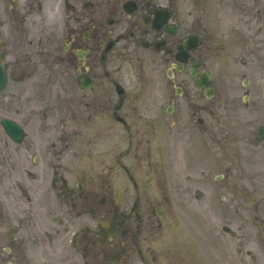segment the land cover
Returning <instances> with one entry per match:
<instances>
[{
	"label": "flooded vegetation",
	"instance_id": "af4514ba",
	"mask_svg": "<svg viewBox=\"0 0 264 264\" xmlns=\"http://www.w3.org/2000/svg\"><path fill=\"white\" fill-rule=\"evenodd\" d=\"M62 2L72 8V16L64 35L57 19ZM181 2L183 5H180ZM13 3L11 12L17 20L11 22L10 34L20 35L24 31V40L29 47L36 46V51L46 58L50 52L49 56L54 58V63H50L49 67L54 75L65 70L77 76L78 80L81 74H87L92 80L89 91H81L79 85L76 88L90 103L98 102L108 109L104 135L106 140L113 142L114 152L118 156L111 154V144L108 143L103 176L90 186L86 195L82 193L83 198L89 203L106 205L126 202L135 206L130 212H120L115 216V233L109 235V230H106L104 234L105 248L98 251L86 247L80 251L83 264H133L131 260L135 258L141 259L140 264H216L217 261L212 260L216 258L215 253L204 250L201 245L188 244L183 251L171 245L173 234L180 236L183 241L187 238L189 242L190 235H184L180 229L170 228L169 223L162 227L160 217L162 219L168 213L162 210L160 204L170 206L175 195L179 198V194L191 193L196 195V199L202 198V195H199L200 188L191 189L188 185L183 186L182 182H178L175 187L170 186V182L165 179L163 167L152 164L156 158L153 141L164 137L170 143V128L176 124L173 118L165 116L170 106V84L180 80L182 91L185 92L187 78L191 77V71L198 64L202 67L199 73L208 71L213 75L214 89L218 84L217 76L221 77L220 82L227 87L228 80L238 77V73L253 77L256 72L257 76L263 78L261 85L257 86L251 78L243 81V84H248L246 90L234 85L236 89L232 86L230 92H245L254 104L250 107L252 110L258 111L263 107L264 0H32L31 3L26 1L21 4L19 8L16 0ZM191 35L199 37L200 46L193 52L184 49L187 58L180 63L176 58L178 47ZM7 43H1V47ZM2 53L8 56V52ZM5 67L10 77L9 65L6 63ZM169 73L171 78L166 81ZM154 76L158 82L157 89L152 85ZM160 96L168 100V103L160 104ZM237 98L239 100L240 97ZM236 99L230 94L224 102L236 107ZM127 137L130 145L136 141L138 180L123 161L126 149L121 147L126 144ZM246 140L254 168L256 150H264V141L254 135ZM236 141L234 135L227 134L226 128L219 129V162L222 163V172H225L222 174L223 183L226 176L235 170V156L241 149ZM8 150L0 149V201L7 200L11 196L10 190L20 185L21 198L25 202L18 196L11 201L17 202L10 208L7 221L0 214V235L9 231V243L21 250H27L30 245H46L47 242L54 246L60 241L62 219L51 214L50 222L54 232H37L36 228L41 223H38L36 213L32 212L29 205L35 201L44 204L45 190L37 194L23 184L15 185L13 173L18 167H23L24 160L16 162ZM26 150L29 154L30 149ZM228 155H232V159L228 160ZM116 156L118 169L127 173L134 184L133 196L127 194L126 188L122 196L119 192L116 195L117 188L126 184V176L120 177L121 183L111 176V163L115 162ZM43 161L45 157H42ZM39 163L40 158L34 166L37 167ZM171 164L174 168L177 162L170 155ZM140 173L145 174L143 180ZM251 178V185L254 186V173ZM34 179L38 180V175ZM144 180L149 181L148 186L156 181L154 195H147ZM231 187L236 190L231 199H235L234 203L237 204L238 185ZM183 189L186 191L183 192ZM107 190L112 196L105 195ZM142 198L147 205H156L146 215L139 212ZM178 200L185 204L184 200ZM132 221L137 222L136 227ZM118 232L120 238L116 245ZM193 237L195 242L200 241L198 235ZM147 241L150 243L144 244ZM143 244L148 257L142 250ZM8 249L13 251V248ZM35 262L33 259L29 263ZM0 264L15 262L0 258Z\"/></svg>",
	"mask_w": 264,
	"mask_h": 264
},
{
	"label": "rangeland",
	"instance_id": "374dc122",
	"mask_svg": "<svg viewBox=\"0 0 264 264\" xmlns=\"http://www.w3.org/2000/svg\"><path fill=\"white\" fill-rule=\"evenodd\" d=\"M27 1L32 2V0ZM10 4H12V0H0V24L6 27L8 26L3 31L4 35L0 36V41L8 42L5 45V50L8 52L7 64L11 71L9 87L0 95V120L3 117H10L20 124L22 123V125H24V122L26 123L28 128H26V131L29 133L27 142L30 140L29 143L35 146L32 154L35 153L38 157L39 155L46 157L50 152L52 154L55 152L63 156L62 167L60 169L58 168L56 173L62 180L52 189L50 187L48 188V190L50 189L49 191L57 193L61 200L59 207H62V209L57 210L58 215L60 214L63 220L62 226H60V241H57L54 246L47 245L45 251L54 255V260H52L54 263L83 264V254L80 252L83 248L90 247V249H97L99 251L105 247L103 237L99 233L100 229H97L96 226H100L102 223L107 224L110 220L108 215L113 211L114 205H107L105 207L98 204L89 205V203H85L87 204L85 205L80 203L76 198L78 207L73 208L74 205L68 204L69 199L73 195L76 197L79 196V192L72 193L71 195L70 187L76 182L84 183L83 177L85 175H87L85 179L87 182L89 181L88 175L90 174L100 173V176H103V172L97 169L96 164H100L98 162L99 155L104 152L105 147L103 140L97 139L94 146H89L92 149L89 150L85 147H79L80 151L82 150L81 154H79L80 157L73 155L75 154L74 150L78 148L76 144L80 140L79 137L84 138L88 130L85 126L84 132L86 134L83 133L81 136L76 137V128L78 126L76 121L79 116L75 115L73 117L71 102H75L76 100L88 101V99H80L77 96L75 79L64 75L61 76V86L46 87L48 84L52 85V72L50 71L53 70H48L47 64H53L54 58L49 56L50 52L47 53L48 58H46L41 52L36 51V46L33 48L29 47L28 43L24 40V31H21L22 34L20 35H13L10 32L7 33L11 22L17 20L13 11L11 12ZM180 5H183L182 2ZM19 6L17 4V8ZM60 9L62 14L61 12L58 13L57 19L61 26H67L68 19H71L72 16V8L65 6L63 3ZM62 18H66V20L62 21ZM33 20L36 19L34 18ZM220 78L217 76V92L210 100L205 99L202 95L201 97L198 95L197 89L190 79L187 81L186 94L183 97H177L174 94V88H170V103L173 101L178 106V110L174 112L175 115L173 118H177L179 123L174 128H170V145L166 141H159L158 148L161 149L160 153L162 154L159 156L164 158V164H166L165 158L167 156V150L170 149V152L174 153V156L180 159L179 164L177 163L176 167H174V171H177V175L174 174L177 176L178 182H182L183 186L188 185L191 189L200 188L203 197L196 199V195L193 196L191 193L179 194L180 200H184L185 204L182 205L176 200V203H173L172 207L170 206L169 226L172 229L186 231V233L189 230L190 235H199V238L203 240L200 242L203 248H210V250L214 251L216 250L214 249V245L216 243L220 244L223 264H226L224 261L225 257L227 261H232L234 264H241V261L247 262L253 260L247 255V251L253 252L255 256L253 261L259 262L258 264H264V229H261L258 224L264 222V150L256 151L255 166L253 168L250 162V152L247 149L248 141L246 140L251 135L257 134L258 126L264 120V99L261 98L263 106L261 109L258 111L252 110L249 107L254 104L249 101V106H246L243 91L230 92L232 86L233 88L237 85L242 86L241 77L239 76L232 80L229 79V85L227 87L220 82ZM260 79L261 77H256L257 86L261 85L259 83ZM230 94L235 99L236 96L240 97L238 106L232 108L224 102L228 100V95ZM8 96H11L12 102L10 104L3 103ZM29 97L31 100L29 107L22 109L23 98L27 100ZM159 102L160 104H165L167 100L159 97ZM1 107H5L6 109H1ZM86 110V108H83L80 116L84 115L87 117ZM18 111H21V113H18ZM90 111L88 110V112ZM43 114H47L50 119L43 122ZM29 116L30 119L28 120L27 118ZM198 118L204 120L202 126L197 123ZM104 120L105 114L98 117L92 127L94 129H101L103 127L101 123L105 122ZM40 122H43V129H40ZM80 122L89 123V120L80 119ZM222 127L227 130L229 129L233 133L237 139L236 142L241 147L235 156L237 160L235 170L232 174L226 176L224 183L217 180V176L222 172V167L217 161L220 155L217 146V135L218 129ZM96 137L95 135L92 137L88 136L87 140L91 141L90 138ZM52 139H54L53 143L55 145L52 148H46L48 141L50 140L49 143H51ZM7 141V138L0 128V149H9V154L14 156L17 155L18 150L23 151V147L14 144L12 146L9 141L7 145ZM10 148H13L14 151L10 150ZM227 159H232V155H228ZM133 161H135L133 155L126 157L127 165ZM31 163L33 166L32 160ZM32 166L30 164L25 168H19L17 174L14 172V183L15 185L18 183L23 184L22 186L25 185L33 193H42L46 188L45 186L48 185L49 178L52 174L54 176L55 172L45 174L46 180H44L41 174L42 172L39 173L35 169H32ZM43 167L46 166L43 165ZM246 167L249 169L247 170ZM28 172H30L31 178L34 174H40L39 179L31 180ZM253 173L255 174L254 186L251 185ZM256 175H259V177L256 178ZM112 176L116 178L117 173H112ZM143 185L148 190V192L146 191L147 195H154L153 188L148 186L149 181L144 180ZM233 185H238V194L236 196L238 197L237 204L234 203L235 199H231L232 194L236 191L231 187ZM19 188L20 185L14 186L10 190L11 196L7 200L0 201V214L4 221L8 220L10 208L17 202L11 201L17 196L19 198L21 196ZM82 189L86 190L84 188ZM182 191L185 192L186 190L183 189ZM118 192L122 196V193L125 192V186L120 187V191ZM202 193L199 195L201 196ZM48 197H51L49 192ZM223 197L226 199H223ZM252 199L255 202L251 201ZM18 201L21 203L20 200ZM47 205L50 210L53 211L55 209V205L49 199ZM117 207L119 208L120 206ZM146 207V205L141 203V212L147 211L148 207ZM165 207L168 206L165 205ZM90 209L96 210L95 216H90ZM31 210L36 213L38 218H41L38 209L34 205H31ZM119 210L121 212H130V209L123 210V208H119ZM80 211L81 213H79ZM42 212L43 215H45V212L48 214L46 208ZM73 212L77 213V216ZM181 213L186 214L188 217L182 216ZM255 215H258V220H255ZM132 222L134 227H136V221ZM40 223L54 232L50 221L46 223L42 219ZM164 223L166 224V221ZM224 226H228L231 229L229 234L224 232ZM82 227L85 230L76 236L75 233L80 228L82 229ZM36 229L40 231L38 226ZM10 234L8 233V239L10 238ZM173 235L174 239L171 240V245L176 250H185L187 246L186 242L181 240L182 238L180 236ZM119 238L118 236L116 239V245H118L117 240ZM213 241L216 242L213 243ZM0 244L3 245L1 239ZM58 244L62 245L61 255L64 258L57 253ZM144 244L142 249L144 255L148 257ZM3 246H0V256L5 257V260H10L11 258L12 260H20L22 264H28L27 261L29 260L27 256L21 253L19 248H16L11 255H8L5 254ZM238 248L243 250L241 256L237 255ZM45 251L43 248L34 246H31L29 250L30 253L34 254L33 259L37 264H43L40 260L41 257L46 255ZM146 259L153 260L154 258ZM140 260V258H135L131 262L133 264H140Z\"/></svg>",
	"mask_w": 264,
	"mask_h": 264
},
{
	"label": "water",
	"instance_id": "95a60500",
	"mask_svg": "<svg viewBox=\"0 0 264 264\" xmlns=\"http://www.w3.org/2000/svg\"><path fill=\"white\" fill-rule=\"evenodd\" d=\"M1 74H2V69L0 68V91L2 90L4 83H5V78L3 79L4 75L2 74V79H1ZM198 87H204V85L197 83ZM206 96L210 97L209 92H206ZM4 126L6 128V131L8 132V134L15 140V141H19L20 140V130L18 128V126L11 121H7L5 120L4 122ZM261 135L264 136V129L261 130Z\"/></svg>",
	"mask_w": 264,
	"mask_h": 264
}]
</instances>
